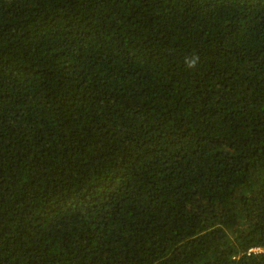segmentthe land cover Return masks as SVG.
Wrapping results in <instances>:
<instances>
[{
    "label": "trees",
    "instance_id": "1",
    "mask_svg": "<svg viewBox=\"0 0 264 264\" xmlns=\"http://www.w3.org/2000/svg\"><path fill=\"white\" fill-rule=\"evenodd\" d=\"M0 264H264V0H0Z\"/></svg>",
    "mask_w": 264,
    "mask_h": 264
},
{
    "label": "built area",
    "instance_id": "2",
    "mask_svg": "<svg viewBox=\"0 0 264 264\" xmlns=\"http://www.w3.org/2000/svg\"><path fill=\"white\" fill-rule=\"evenodd\" d=\"M256 250H258V249L257 248H252V249H249L248 252H250V251H256Z\"/></svg>",
    "mask_w": 264,
    "mask_h": 264
},
{
    "label": "clouds",
    "instance_id": "3",
    "mask_svg": "<svg viewBox=\"0 0 264 264\" xmlns=\"http://www.w3.org/2000/svg\"><path fill=\"white\" fill-rule=\"evenodd\" d=\"M189 66H191V62H190V65Z\"/></svg>",
    "mask_w": 264,
    "mask_h": 264
}]
</instances>
